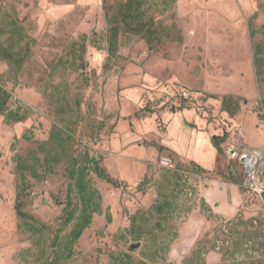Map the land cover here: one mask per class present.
<instances>
[{
  "label": "rangeland",
  "instance_id": "rangeland-1",
  "mask_svg": "<svg viewBox=\"0 0 264 264\" xmlns=\"http://www.w3.org/2000/svg\"><path fill=\"white\" fill-rule=\"evenodd\" d=\"M125 2L0 0V49L24 55L20 67L0 56V85L12 108L28 109L20 122L0 114V264H113V254L136 264H264V195L242 186L227 221L197 198L204 177L242 185L230 148H264V0H143L145 28L122 25L113 45ZM179 87L212 98L206 117L163 112ZM214 126L228 133L221 154ZM54 127L62 138L41 149ZM32 152L50 163L41 179L28 174L24 207L49 227L43 237L19 226L15 211L17 156ZM83 152L117 183L91 174L101 212L65 258L66 167Z\"/></svg>",
  "mask_w": 264,
  "mask_h": 264
},
{
  "label": "trees",
  "instance_id": "trees-1",
  "mask_svg": "<svg viewBox=\"0 0 264 264\" xmlns=\"http://www.w3.org/2000/svg\"><path fill=\"white\" fill-rule=\"evenodd\" d=\"M143 0H126L125 3L120 5V11L122 23L117 21L112 27V39L111 44L114 45V40L117 38L118 33L122 25L130 27L135 25L137 29L135 31L141 32L145 28L143 21ZM22 51L15 50L13 46L1 47L0 56L6 58L8 62H16L18 67L24 60ZM11 92L4 86L0 85V114L4 116L7 123L20 122L28 116V109L22 105H17L15 108L10 104ZM61 131L56 127L52 130L49 141L43 143L40 147H44L48 143H52L58 139H61ZM226 139V133L223 135H217L214 137V143L218 148L219 154L223 152L221 144ZM65 140V139H64ZM64 149V148H63ZM65 152V149L63 150ZM59 152L56 153V156ZM30 159L31 163H30ZM219 159V156H218ZM49 157H45L43 161L37 156V152H32L30 156L24 157L17 156L16 160V196H15V211L20 225L30 230L33 235L43 237L46 232L45 228H49L45 224H39L38 220L28 212L24 210L25 197L27 196V190L29 187L28 174L32 177L41 179L44 173H40L39 167L49 165ZM196 170L204 169L195 167ZM94 173L97 177L116 184L117 181L113 180L106 169L101 165L99 158L89 155L88 152L78 153L77 155L71 154L68 157V164L66 167V175L68 178L66 199L62 209V219L66 226H70L69 231L63 237V246L61 249L62 255L65 258H69L74 253V245L78 242L82 236L84 230L88 228L93 220L94 214L101 212V194L100 191L94 186L91 179V174ZM230 180V179H229ZM164 203L156 206L159 212L164 211ZM110 219V217H109ZM62 235L57 233L54 239L61 241ZM55 241V242H56ZM113 264H136L129 254H124L120 257L112 255ZM46 264H58L56 259L48 261Z\"/></svg>",
  "mask_w": 264,
  "mask_h": 264
},
{
  "label": "crops",
  "instance_id": "crops-1",
  "mask_svg": "<svg viewBox=\"0 0 264 264\" xmlns=\"http://www.w3.org/2000/svg\"><path fill=\"white\" fill-rule=\"evenodd\" d=\"M197 93H198L197 101L193 106L190 107L180 106L176 108L166 107V110L163 112L164 113L171 112L174 113L175 116L180 115L182 118H184V120L187 123L190 122L196 123L198 118L206 117V109L215 104L213 103L212 98H206L205 95H201V93H199L198 91ZM170 96L171 95H159V97L163 98L164 101L169 100ZM229 98H230L229 95H225L222 97V100L219 101L220 106L223 105L225 111H229L227 107V100ZM153 130L155 131L156 129L154 128ZM212 131H214L218 135H223L226 133V135L228 136L227 131L222 133L216 132L215 126L214 128H212ZM167 145L168 144H166L165 147H167ZM232 149L234 148L232 147L229 149V153L232 151ZM161 150H165V149H162L161 147ZM174 155L177 157V159H179L182 162L179 154H174ZM217 164H218V157L215 158V166ZM215 166L212 167L211 170L210 169L209 170L212 172L215 169ZM205 167L208 166L205 165ZM201 168L204 169L203 167ZM204 170L208 172L207 171L208 169L205 168ZM197 171L204 173V171H202L201 169H198ZM241 189H242V185L237 183L233 179L229 180L222 177H218V178L204 177L203 183L201 184V186H199L197 190V198L201 200V202H203L205 206H207L208 208H212L215 213H218L224 221L225 220L227 221L235 218L240 210V205L242 204L243 201Z\"/></svg>",
  "mask_w": 264,
  "mask_h": 264
},
{
  "label": "built area",
  "instance_id": "built-area-1",
  "mask_svg": "<svg viewBox=\"0 0 264 264\" xmlns=\"http://www.w3.org/2000/svg\"><path fill=\"white\" fill-rule=\"evenodd\" d=\"M197 95L192 89L179 87L177 94L171 101V107L193 106L197 101ZM230 155L237 157L244 168L245 177L242 186L251 189L263 199L264 184L261 182V178H264V148L261 150L234 148L230 152ZM162 162L169 165L171 160L163 157Z\"/></svg>",
  "mask_w": 264,
  "mask_h": 264
},
{
  "label": "water",
  "instance_id": "water-1",
  "mask_svg": "<svg viewBox=\"0 0 264 264\" xmlns=\"http://www.w3.org/2000/svg\"><path fill=\"white\" fill-rule=\"evenodd\" d=\"M136 246H138V244H136V245H132L131 247L134 248V247H136Z\"/></svg>",
  "mask_w": 264,
  "mask_h": 264
}]
</instances>
